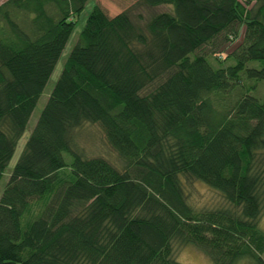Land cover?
Wrapping results in <instances>:
<instances>
[{
	"label": "trees",
	"instance_id": "trees-1",
	"mask_svg": "<svg viewBox=\"0 0 264 264\" xmlns=\"http://www.w3.org/2000/svg\"><path fill=\"white\" fill-rule=\"evenodd\" d=\"M86 2H0V179ZM74 35L0 193V264H264V0H97Z\"/></svg>",
	"mask_w": 264,
	"mask_h": 264
},
{
	"label": "rangeland",
	"instance_id": "rangeland-1",
	"mask_svg": "<svg viewBox=\"0 0 264 264\" xmlns=\"http://www.w3.org/2000/svg\"><path fill=\"white\" fill-rule=\"evenodd\" d=\"M2 0H0L1 2ZM135 0H98V2L107 10V12H109L110 14H114L116 12H119L120 10H122L123 8L127 7L129 4L133 3ZM97 2V0H87V2L85 3L84 8L81 10L80 14L78 15V21L77 24L75 26V29L72 33V35L70 36L69 40L67 41L61 56L59 57L52 73L49 76V79L47 80L45 87L41 93V95L39 96L36 105L33 109V111L31 112V115L29 116L26 128L23 132V134L21 135V137L19 138L15 151L13 153V155L11 156V159L9 160V163L7 164L3 175L0 179V193L2 191V188L4 186L5 181L8 179L10 170L12 168V166L14 165L16 159L18 158L24 142L30 132L31 127L33 126V124L35 123L38 114L43 106V104L45 103L48 93L50 91V89L53 86V83L55 81V79L57 78L61 68H62V63L63 60L65 58V55L68 53L70 47L72 46V44L74 43L75 40V36L74 35L76 32H78L85 20L86 15L88 14V12L90 11V9L92 8L93 4ZM261 86L253 89L252 92L259 96L261 94H263L264 90L261 91L260 90ZM264 88V87H263ZM101 132L98 130V128L96 126L94 127H88L87 129H82L81 131V142L83 144V146L85 147L86 151L88 153H101L106 155L107 157L111 158V159H115V155L114 153H112L110 150L107 149V147L105 146V144L101 141ZM104 144V145H103ZM194 199L197 202H204L206 200H209L211 198H214L215 193L214 191H212L211 189H209L206 185L204 184H199L198 188L194 190ZM259 226L264 228V212L262 213L261 217H260V222H259ZM263 256H264V252H263ZM177 257L179 260H181L182 262L186 263V264H211L209 258L207 257V255L202 252L201 250H199L198 248H196L193 245H184L181 246L178 250H177ZM248 260H243L240 259L237 261L236 264H252V263H248Z\"/></svg>",
	"mask_w": 264,
	"mask_h": 264
}]
</instances>
